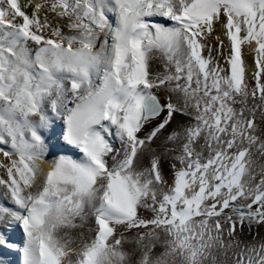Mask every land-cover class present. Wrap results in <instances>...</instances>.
<instances>
[{"label":"snow or ice","instance_id":"6c2138e0","mask_svg":"<svg viewBox=\"0 0 264 264\" xmlns=\"http://www.w3.org/2000/svg\"><path fill=\"white\" fill-rule=\"evenodd\" d=\"M0 264H264V0H0Z\"/></svg>","mask_w":264,"mask_h":264},{"label":"bare ground","instance_id":"6f19581e","mask_svg":"<svg viewBox=\"0 0 264 264\" xmlns=\"http://www.w3.org/2000/svg\"><path fill=\"white\" fill-rule=\"evenodd\" d=\"M0 259H12V260H14L15 257H7V256L3 255L2 253H0Z\"/></svg>","mask_w":264,"mask_h":264}]
</instances>
